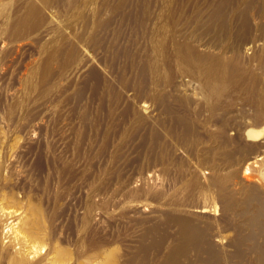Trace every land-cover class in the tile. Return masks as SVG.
Wrapping results in <instances>:
<instances>
[{"label": "rangeland", "instance_id": "374dc122", "mask_svg": "<svg viewBox=\"0 0 264 264\" xmlns=\"http://www.w3.org/2000/svg\"><path fill=\"white\" fill-rule=\"evenodd\" d=\"M251 1L228 2L223 30L203 24L218 0L0 1V262L43 255L50 236L75 264L86 249L106 258L150 215L166 248L168 212L211 224L222 257L254 263L264 214L238 204L252 185L264 199V138L245 134L264 124V0ZM30 5L38 26L20 35ZM214 203L215 216L195 206ZM246 216L259 227L234 226Z\"/></svg>", "mask_w": 264, "mask_h": 264}, {"label": "bare ground", "instance_id": "6f19581e", "mask_svg": "<svg viewBox=\"0 0 264 264\" xmlns=\"http://www.w3.org/2000/svg\"><path fill=\"white\" fill-rule=\"evenodd\" d=\"M229 1L230 0H218V2H216L215 4L213 3L214 5L211 8V11L209 12V14L207 13L208 16H207V18L205 20V23L203 22V24H205L206 30L207 29L210 30V29H212L214 27H216L218 30H223V28H225V26L227 24L226 23V14H227V10H228L227 6H228V2ZM254 1L255 0L251 1V3L249 5L250 6H251V4L253 5ZM108 2H109V0H108ZM210 3H212V2H210ZM26 10H27L26 13L25 14L23 13L24 15L18 21L16 20V22H14L15 24L13 23L14 30L16 32H18L19 34L23 30H25L27 28L30 29V28H35L36 26H38L37 25V20H38L37 17H38V15L40 13L38 8L36 6H34V5H30L28 7V9H26ZM204 11H206V10H204ZM233 11H235V10H233ZM243 13L244 12L241 11L237 15V21H236L237 22V26H238L237 30L241 31L240 32L241 34L243 33V34L247 35V34L250 33L251 30H250V25H249V23H247V20H246L245 16L243 15ZM243 16H244V18H243ZM219 33H220V31H219ZM18 35H17V37H18ZM20 35H22V33ZM9 37L12 38L11 36H9ZM19 37H21V36H19ZM244 37H246V36H244ZM241 38L242 37H240V39ZM74 42H76V41L74 40ZM74 42H73V44H74ZM144 81H142V82H144ZM223 84H225V83H223ZM175 119H177V118H175ZM178 120H179V118H178ZM183 120L181 119V121H183ZM182 125H185V124H182ZM187 128H189V127H187ZM184 131H187V130H184ZM182 133H184V132H182ZM187 133H186V136L188 135ZM245 134H246L247 138L252 139V141H255V140L261 141L264 138V124L262 126H249V127H247L246 130H245ZM244 149H246V148H244ZM237 152H239V151H237ZM229 153H230V151H229ZM228 155L230 156V154H228ZM233 155H234V153H233ZM262 157H264V155H259L257 160L261 159ZM228 159H229V157H228ZM257 160L254 159V158H253V160H250V159L247 160V162L244 164V167H243V174L245 175L244 177H246L245 173H248V172L250 173L252 170H255L254 163H256ZM245 191H246L245 198L238 204L243 209H247V206L249 204H251V202H252L255 205V207H256V214L257 215L264 214V199L261 196V192L258 191L257 186H254V185L248 186L245 189ZM164 204H166V202ZM168 204H170V203L168 202ZM215 205H216V203H214L213 205H204L203 204V205H195V206L197 207V209H200L201 212L204 213L203 214L204 216H215V211H216ZM220 205H221L222 208H224L226 206L227 207L233 206L234 204L230 203L228 198H223L222 200H220ZM144 210H146V208H144ZM131 212H133L134 215H137L139 210L137 211L135 209H132ZM140 212H142V209L140 210ZM163 213L165 214V216H163V217H166L169 221H173V223H175L177 225V228L176 229L174 228L176 230L175 233H174V231L172 232V233H174V235L172 234L173 235L172 236L173 237V242L169 246H167L166 248L163 245L165 240L163 239V236H162V235H165V234L162 233V231L160 229L161 226L156 225L155 224L156 222L153 223L154 222V221H152L153 217L150 215V216H145L146 220L149 221V223L148 224L144 223V225H146V226H144V229H143L142 233L138 234L134 238L133 237H127V238H123V240L117 239V241L115 242V245H116L115 246L116 247V252L115 253H114V251L107 250L106 251L107 257L105 258V257H103V255L105 253V250L102 247L98 248V250L97 249L91 250L90 252L88 251V249H86L84 251V253L81 255V257L82 256L84 257L83 260L80 258L81 259V263L82 264H86V263H88V264H233V261H236V262H238L236 264H239V263H241V264H251V263L248 262V259L245 260V258L247 256L243 257V255H244L243 251H242L243 255H242V253H239V252L231 253L230 251L229 252L231 254H229L226 251L228 254H226L225 256L223 255V257H222L220 255V253H219L221 251L220 249L222 247L225 250H227V249L224 248V242H223L222 238L220 237V238L217 239V238H215V236H218L217 233L216 234H212V232L214 231V228H213V226L211 224H206V226L205 225L202 226L199 223H197L196 220L194 221L193 219H190L191 217L188 218V217L182 215L181 213L180 214H177V213L171 214V213H168V212L167 213L163 212ZM206 213H209V214H206ZM185 215H187V214H185ZM83 217H84V215H83ZM246 218H247V221L244 220L241 223H236V224H234V226L236 228H238V229H241L244 226L246 227V226H250L252 224H256L259 227L257 221H254V223H253V220H251L248 216H246ZM167 219L163 218V220H165V221H167ZM135 220H136V218H135ZM140 220H142V219H140ZM163 220H162V222H163ZM159 222H157V223H159ZM162 222H160V223H162ZM168 225H169V223H168ZM172 225H169V226L171 227ZM71 231H72V229H71ZM156 232L157 233L160 232V233H158L159 236H157ZM111 234H113V233H111ZM160 234H161V236H160ZM248 234H247V236H248ZM69 235H71V234H69ZM252 235L253 234H250L249 237H251ZM114 236L115 235H112V237H114ZM245 236L246 235H244V237ZM51 237L52 236L48 237V238H50L48 242H46V240H45V242L48 243V248H47V251L44 252L43 255L42 254L35 255L36 253L39 252L38 250H40V249L38 248L37 245H34V246H37L36 248L34 247V250H33L34 251V255L37 256V257L32 258L30 261H28L25 257H23L22 255L18 254V256L16 258L15 257L13 258V256H11L10 264H28V263L29 264H75L74 261H73L74 257L72 256L71 250H68L70 247L68 248L67 245L66 246L60 245L61 243L60 244H59V242L57 243L58 240L56 241L54 239V237L53 238H51ZM246 239H248V237ZM100 240H101V243L104 242L103 239L100 238ZM41 241H42V239H41ZM227 241H226L225 245L228 246ZM12 242H10V243H12ZM35 242H36V240H35ZM10 243L8 244L9 247H10V245H12ZM46 243H45V246H46ZM33 244H31V245H33ZM254 247L256 248V245ZM40 248L42 250H45V249H43V247H40ZM90 248L93 249L92 247H90ZM255 248L254 249L252 248L253 251L255 250ZM29 249H31V247H29ZM82 249L83 248H81V250ZM235 249H237V248L235 247ZM74 250H76V249H74ZM78 250L79 249H77L76 252ZM81 250L78 251V253L80 252V254H81ZM260 250H262V249L260 248ZM260 250L258 249L259 252H258L257 256L255 255L256 258H255L254 263H252V264H264V254H263L264 251L263 250L260 251ZM6 251H9V249L6 250ZM190 251H194V253L192 252L190 254ZM40 252H41V250H40ZM3 254H4V252H3ZM7 254H8V252H7ZM7 254H6V256H7ZM75 255H76V253H75ZM4 256H5V254H4ZM235 258H237L238 261L235 260ZM6 259H7V257H6ZM77 259H76V261H77ZM2 261H4V260H2ZM0 264H4V263L0 262Z\"/></svg>", "mask_w": 264, "mask_h": 264}]
</instances>
